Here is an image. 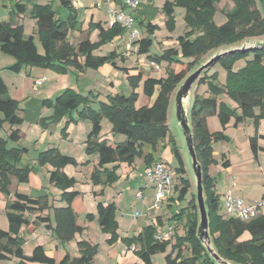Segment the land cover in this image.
I'll return each instance as SVG.
<instances>
[{"label":"trees","instance_id":"obj_1","mask_svg":"<svg viewBox=\"0 0 264 264\" xmlns=\"http://www.w3.org/2000/svg\"><path fill=\"white\" fill-rule=\"evenodd\" d=\"M57 1L60 7H64L69 13L65 20L55 8ZM260 1L264 4V0ZM231 2L233 9L226 14L227 22L218 26L214 17L219 0H167L162 8L166 29L170 33L176 30L175 11L180 8L184 10L186 32L177 39L178 49L165 50L161 55L150 54L153 45L151 37L159 27L148 24V36L136 42L138 54L147 55L149 61L157 65L166 62L168 69L173 63H183L185 66L180 72L169 69L166 78H148L144 81L143 92L146 97L152 98L158 92L151 107H136L139 100L137 89L143 79L141 73L128 77L132 90L129 96L109 95L106 101L99 102L98 109L92 108V103L98 99V95L90 92L84 96L70 88L54 101L43 102V107L53 110L51 117L40 121L44 129H48L58 120L69 118L62 130L63 137H67L70 124L86 120L91 122L92 129L87 136L85 153L87 156L98 157V165L91 175L94 186L116 184L120 179L118 170L122 163L132 166L137 159H141L146 168L151 167L156 159L152 154L145 153V147L150 146L157 150L160 144L167 141L177 163L174 171L180 179V184L174 187L177 194L174 200L179 204L186 201L192 186L187 177L181 149L168 128V111L172 96L188 74L207 61L202 60L211 52L223 48L228 50L247 40L264 37V6L260 10L258 0ZM26 11L27 5L18 2L9 13V21L0 22V51L16 60V63L8 68L9 71L18 74L24 68H42L62 75L69 72L79 74L87 69L98 70L106 64H111L128 74V69L117 66V52L106 56L94 55L102 46L124 35L126 30L121 25L115 24L109 29H104L100 23H90L85 37L74 45L69 40L70 34L82 30L78 11L73 7L71 0H49L44 5L34 6L30 14L31 19L36 21V34L44 51L40 54L34 37H26L24 27L18 23V19ZM134 17L137 26L142 28L143 22L137 23L138 18ZM95 31L99 33L98 41L92 43L90 37ZM250 53L254 54L253 59L249 60L245 67L235 71V63ZM81 58L84 59L83 62L80 61ZM121 61H124L123 58ZM216 65L226 71L224 85L219 82L218 72L209 73ZM214 66L203 72L196 82L198 87H207L209 96L196 94L190 112L194 146L203 172L210 236L214 248L223 259L234 264H264V215L247 222L221 215L220 197L215 180L210 175V168L217 164L213 146L230 141L224 131L232 119L235 120L234 127L249 119L254 121L256 131L250 138V148L255 159L260 152H264V148L259 146V141L264 140V136L259 135V125L264 119V49L226 54ZM223 96L233 101L237 108L233 109L225 102L219 101ZM19 106V102L11 97L9 88L0 74V134L6 124H23V119L18 116ZM256 109H259L258 115L255 113ZM73 114H76V119ZM212 116H217L222 131L210 133L207 119ZM104 119L109 120L114 135H123L126 138L124 142L113 147L107 140L100 141ZM8 140L18 142L20 131H12L8 139L0 135V194L10 196L12 179H16L19 184H27L32 173L50 166L53 170L50 171L49 182L62 191V201L66 202L67 207L54 209L52 218L46 213L50 210L47 196L33 198L15 194L14 200L7 202L9 229H0V262L16 258L19 264H92L98 254V246L87 241L77 243L80 257L73 258L67 254L59 263L49 257L41 246L36 247L30 256L25 255V240L20 236L24 227L29 232H34L44 226L62 244L74 241L77 234L82 235L85 231L77 225L76 214L72 208V203L79 193L69 192L76 185V180L64 172L67 166L78 167L80 164L76 159L53 148L40 152L35 165L22 167L26 150L9 148ZM88 164L89 162H86L82 165ZM114 164L116 166L108 168ZM222 165L229 167V160L224 158ZM116 213L114 203L107 206L98 205L97 220L102 232L110 235L108 244L114 245L121 240L128 249L134 246V254L144 264H152V258L159 253H166L170 246L172 253L166 256V264H216L197 237L199 212L195 195L185 207L172 212L170 222H177L178 227L183 225L185 232L183 236H179L176 227L175 234L169 241H158L155 238L157 226L163 224L162 218H156L153 224L146 226L139 235L120 239ZM87 219L93 221L94 216L90 214ZM246 232L250 234V239L241 241L240 238ZM175 251L177 255L173 257ZM186 251L189 256L184 257Z\"/></svg>","mask_w":264,"mask_h":264},{"label":"crops","instance_id":"obj_2","mask_svg":"<svg viewBox=\"0 0 264 264\" xmlns=\"http://www.w3.org/2000/svg\"><path fill=\"white\" fill-rule=\"evenodd\" d=\"M48 1L0 0V22L9 21V13L14 8L16 3L20 2L21 4H26L27 11L18 19V23L24 27L26 37L33 36L36 43L37 38L34 35V31L36 30V21L31 19L30 14L34 6L44 5ZM123 1L124 0H71L73 7L78 11L80 22L82 23V30L73 34V37H77L78 40L75 42H70L74 45H77L85 37L90 23H100L104 29L111 28L113 24H111L109 21L108 12L110 9H115L133 13L134 16L138 18L137 23L143 22L142 28L137 26L142 32H146V27L150 23L157 25L159 30L154 33L151 39L153 43L156 40L157 44L160 45L162 53L168 49H178L179 46L177 39L186 32V29L180 36L164 31L166 26L165 16L162 13V8L167 0H139V6L134 12H132L129 7L124 5ZM55 8L58 10V13L63 20L68 18V11L64 7H60L59 1L55 3ZM27 24L30 25L31 31L33 33H27ZM159 33H161V38L158 37ZM98 34V31L92 33L90 37L92 43L98 41ZM147 36V34L145 36L143 35V37L140 39H143ZM135 41H131L128 33L125 32L124 35L116 37L111 43L102 46L99 50L94 52L95 56H106L111 52H117L119 55L117 66L119 68L128 69V74L114 68L111 64H106L98 70L87 69L83 73L79 74L76 72H69L68 74L62 75L42 68H24L20 73L16 74L8 70V68L16 63V60L13 57L8 59L6 64L0 65V74L9 88L11 97L19 102L20 106L18 116L23 119L22 125L9 127L6 137H3L1 132L0 135L4 139H8L12 131H20V140L16 143L8 140V147L25 149L26 153L23 156V162L25 164L27 163L26 165H35L36 159L38 158L40 152L53 148L58 149L63 155L76 159V161L80 164L78 167L74 168H70L72 166H67L64 169V172L69 177H72L76 180V185L70 189L69 192L79 193L72 203V208L76 214L77 225L85 229V231L82 235L77 234L74 241L62 244L53 236L52 232L47 230L44 226L39 227L34 232H29L28 229L24 227L21 229L20 236L25 240V255L30 256L36 247L41 246L44 248L46 254L49 257L53 258L57 263H59L67 254L73 258L80 257L77 243L80 241H87L92 245L98 246V254L95 256L92 264H144V262L134 254V246L128 249L121 242V240H119L114 245L108 244L107 241L110 239V235L102 232L97 220L99 204H103L105 206L112 203L115 204L117 208L116 220L119 224L118 235L120 239L132 238L139 235L146 226L153 224V221L156 218L163 219V224L157 226V228L165 229L172 223L176 224V227H178L177 222H170L169 220V211L173 210V203L175 205L177 202L174 200L177 196L174 188L168 199L163 204L162 208L152 209V206L155 202V188L144 176L146 167L143 160L137 159L132 166H128L124 163L120 164L118 170L120 179L116 184L112 186H94L91 182V175L94 168L98 165V157L87 156L85 153L87 136L92 129L91 122L86 120L70 124L67 129V137L62 136V130L64 129L69 118H63L54 122L48 129H44L40 125V121L42 119H47L53 115L52 109L43 107L44 101H54L70 88L84 96L88 95L90 92L98 95V99L94 100L92 103V108L98 109V107L94 108V106L97 104L99 105V102L101 101H106L107 96H115L120 94V92H122V88H124L126 92H129L131 88L129 86L128 77L137 76L139 73L142 74L143 79L137 89V93L139 94V102L141 99L144 100L143 105L140 108L145 106L151 107L155 102L158 92H156L152 98L146 97L143 92V83L148 78H166V76L158 77L154 74L155 72L163 73L164 69L166 67L168 68V64L163 62L159 65L160 69L155 70L151 66V61H149L147 55L138 54V45L135 44ZM107 46H110V49L112 50L110 53L105 52ZM37 48L40 54L44 53L43 50H39L38 46ZM144 57H146V60ZM121 58H123L124 61H121ZM80 61L83 62L84 59L81 58ZM164 64L167 65L165 66ZM170 67H172V65ZM183 69H185V66H182L181 70ZM234 70L237 71L238 69L234 68ZM42 78H46V82L42 86H36V81ZM220 84L224 85L225 82L224 84ZM196 94L204 97L209 96L206 86L198 87L195 84L193 87V98ZM219 101L225 102L233 109L237 108V105L226 96L219 98ZM238 113H240L239 110ZM255 113L258 115L259 109H256ZM73 117L76 119V114H73ZM103 121L100 141L107 140L108 144L114 147L115 145L126 140L123 135H114L112 133V125L110 132L108 134H104ZM207 124L210 133L222 131L217 116L209 117L207 119ZM234 124L235 120L232 119L224 131V134L229 138L230 141L221 142L223 143V150L219 152L221 160L219 161L215 158L217 162L215 166H217L216 172L219 177L218 179L221 180L223 177L233 175L235 171L234 162L240 160L244 154L246 157H248L250 167L254 169L253 171L250 170L247 175L251 172L255 174L260 173L261 183L263 185L262 189L264 190V152H260L257 159H255L250 148V138L255 135L256 131L254 121L249 119L246 122L240 124L238 127H234ZM259 135L264 136V119L261 120L259 125ZM167 146H169L171 149V145L165 141L164 143L160 144L157 150H153L150 146H146L144 151L146 154L153 155V157L156 159L154 164L157 162L166 163L163 159H160V157H155L154 154L158 153L161 148L166 149ZM259 146L264 148V140L261 139L259 141ZM213 150L215 157L216 145L213 146ZM229 157L231 159H229ZM224 158L229 160V167H224L222 165V160H224ZM86 162H89V164L86 166L82 165ZM24 166L25 165L22 164V167ZM113 166L116 165H110L108 168H112ZM212 169L213 166L210 168V175L212 178H214L216 185V178L212 174ZM40 170L45 171L43 177L45 180H49L50 171L53 170L52 167L46 166L44 168H40L37 173H40ZM32 175L33 173L30 175L28 184L34 187H31L30 191H27L26 188H23L25 190L21 192V184H19L16 179H12L10 196L7 197L3 194H0L1 230L7 231L9 229L6 209L7 202L9 200H14V196L17 193L28 195L33 198L47 196L50 210H48L46 213L52 218L54 209L67 207L66 202L62 201V191L57 189L49 181L48 185L44 187H40L37 180L34 182V184H31L32 182L30 181ZM247 175L246 177H249ZM241 178V175L236 176V178L231 176V189H228L224 195L228 191H231V195L233 197L242 198L246 202L261 200L264 198V193L258 199H256V197L250 196L247 192V189L250 188V185H244L243 181L246 180L245 178ZM15 188L16 191H14ZM128 196H130V198L133 197L132 201L134 204H136L133 209L134 211H123L121 207L124 199H126ZM138 204L141 206L140 208L137 207ZM90 214L94 216L93 221L87 219V216ZM250 237V234L246 232L240 238V240L245 241L250 239ZM98 238L100 241H98ZM173 243L174 241H172V244ZM169 248L171 247H168L167 251ZM167 251L165 253V258L167 255L172 253V249H170V253ZM187 256H189V252L184 253V257ZM154 257H157V255ZM154 257L152 258V264H155ZM0 264H19V260L12 258L8 261L0 262Z\"/></svg>","mask_w":264,"mask_h":264},{"label":"rangeland","instance_id":"obj_3","mask_svg":"<svg viewBox=\"0 0 264 264\" xmlns=\"http://www.w3.org/2000/svg\"><path fill=\"white\" fill-rule=\"evenodd\" d=\"M263 6H264L263 2L258 0V8L260 10H262ZM232 9H233V3L231 2V0H219V3L217 4V12H216L215 17H214L215 23L218 26H221V25L225 24L227 22V19H228L226 14L229 11H231ZM183 16H184V10L180 9V8H177L176 9L177 28H176L175 32H173L177 36L182 35L184 30L186 29L185 23L183 21ZM28 24H27V33L28 34L33 33L31 31L30 25H28ZM164 31L169 33V31L166 28H164ZM76 32H79V31H74V32H72L70 34V36H69L70 41L75 42V41L78 40L77 37H73V34H75ZM146 34H147L146 32H142L141 31V37L140 38H142L143 35L145 36ZM34 35L37 38L36 39L37 46L39 47V50L42 51L43 49H42V46H41V44H40V42L38 40V36L36 34V30L34 31ZM158 37L161 38V33L158 34ZM139 39H137V40H139ZM133 41H135V40H133ZM255 41H264V37L263 38L247 40V41L243 42L242 44H239V45L235 46V48L242 47L243 45L252 46ZM136 42L137 41H135V44H136ZM224 50H225V48L221 49L220 51H224ZM111 51L112 50L110 49V46H107L106 49H105V52L106 53H108V52L110 53ZM218 52L219 51L211 52L206 57H204L202 61L208 60L211 56L217 54ZM150 54L151 55H161L162 54L161 47H160L159 44H157L156 40L154 41V43L152 45V48L150 50ZM253 57H254V54L250 53L246 58L237 61L235 63V65H234V68L240 70L241 68L245 67L247 65V62L249 60H252ZM10 58H11V56L6 55V54H4V53H2L0 51V65L6 64L8 62L7 60L10 59ZM144 59L146 60V57H144ZM164 63H166V62H164ZM164 65L166 66L167 64H164ZM182 66H184L183 63L182 64L173 63L172 67H170L169 69H172V70L178 72L179 70H181ZM169 69L166 67L164 69L163 73L155 72L154 75H156L158 77L159 76H167V72H168ZM152 70H154V69H152ZM211 72H218L219 73L218 74L219 75V82L224 84L225 79H226V71L220 65L214 66V68H212L209 71V73H211ZM121 91L122 92H120V95H124V96H129L130 93H131V90H129V92H126V90L124 88H122ZM176 92L172 96L171 104H170L169 111H168V128H169L170 135L175 139L176 143L178 144V146L181 149V152L183 154L184 161H185V164H186L187 177H188L189 181L191 182V186L192 187L190 189L189 194L186 197L187 199H186L185 202H182L181 204H179V202H176L175 205L173 203V207H172L173 210L169 211L170 212L169 213L170 217L172 216V212H174L176 210H179L180 208L185 207L188 204L189 200H191L192 196L195 195V193H196V181H195V177H194L193 172H192L191 160H190L187 148H186L183 132H182V130H181L179 124H178L177 117H176V106H175V100H174ZM192 95H193V93H192ZM143 102H144V100H142V99L140 100V102L138 100V102L136 103L137 108H140L143 105ZM96 107H98V104L96 106H94V108H96ZM9 127H10L9 124H6L4 126V129L2 131V136L3 137H6L8 131H9ZM110 128H111V124H110L109 120L104 119V121H103V133L104 134H108L110 132ZM25 132H27V131H25ZM32 135H36V134H32ZM222 146H223V143H221V142L216 144L215 158L217 160H219V161L221 160V157L219 156V152H221L223 150ZM154 156L158 157V158L160 157V159H163L169 165V167L172 168L173 170L177 167L176 160H175L174 155L171 152V149H170L169 146H167L166 149L161 148L160 151H158V153L154 154ZM229 159H231V158L229 157ZM238 161L234 162V164H235L234 170L235 171H234L233 175H231V176L233 178H236V176L241 175V177H242L241 179H243V178L246 177L247 173L250 170L253 171L254 169L250 167V164L248 162V157H246V155L243 154L242 157L240 158V160H238ZM222 162H223V160H222ZM22 164L26 165L27 163L25 164L23 162ZM70 168H74V166H72ZM40 171L41 172L37 173V174L33 173V175L31 176V181L30 182H32L31 184H34V182L37 180V182L39 183L40 187H44V186L48 185V181L49 180L48 179L45 180V178L43 177L44 174H45V171H42V170H40ZM216 171H217V166H213L212 174L216 178V185L215 186H216L217 194L220 197V214L223 215V214H225V209L223 207L224 193L228 189H231L230 187L232 186V180H231V176L223 177L221 180H219L218 179L219 177H218V174H217ZM247 176H249V177L245 178L246 181H243L244 185H250L251 189L248 188L247 192H248V194L250 196L256 197V199H258L264 193V190L262 189L263 185L261 183L260 173L255 174V173L251 172ZM174 177L175 178H174L173 186L175 187L176 185L180 184V179H179L178 176H176V173L174 174ZM21 186H22L20 188L21 192H23L25 190L23 188H26L27 191H30L31 190L30 188L34 187V186H32V185H30L28 183L27 184H21ZM14 191H16V188H15ZM178 196H179V193H178ZM132 200H133V197L130 198V196H128L126 199H124V202L121 204V207H122L123 211H128L129 212V211L134 209L136 204H134ZM137 207L140 208L141 206L138 204ZM160 212H162V211H160ZM184 232H185L184 231V226L181 225L177 229V234L179 236H183ZM98 241H100L99 238H98ZM170 247L171 248H169V250H168L169 253L171 252L170 249H172V246H170ZM185 253H187V251ZM165 255H166L165 253L157 254V257H154L155 258V264H165ZM176 255H177V252L175 251V253L173 254V257H176ZM183 256H184V254H183Z\"/></svg>","mask_w":264,"mask_h":264},{"label":"built area","instance_id":"obj_4","mask_svg":"<svg viewBox=\"0 0 264 264\" xmlns=\"http://www.w3.org/2000/svg\"><path fill=\"white\" fill-rule=\"evenodd\" d=\"M139 3V0L123 1V4L129 7L132 12L138 8ZM108 18L111 24H119L125 28L131 41L137 40L141 37V31L136 25L133 13L124 10L110 9L108 12ZM151 66L156 70L160 69V66L156 63L151 62ZM45 82L46 78L37 80L36 86H42ZM174 174V170L166 163H157L145 169L144 176L155 188V202L152 209L162 208L163 204L168 199L174 188ZM223 207L225 209V215L228 218L232 217L247 222L264 215V198L261 200L246 202L242 198L233 197L231 191H228L224 195ZM175 230L176 224L174 223L168 225L165 229L157 228L155 238L158 241H169L173 238Z\"/></svg>","mask_w":264,"mask_h":264},{"label":"water","instance_id":"obj_5","mask_svg":"<svg viewBox=\"0 0 264 264\" xmlns=\"http://www.w3.org/2000/svg\"><path fill=\"white\" fill-rule=\"evenodd\" d=\"M264 49V41H255L252 46L243 45L239 48H230L228 50L219 51L217 54L211 56L204 64H202L197 70L190 73L181 85L178 87L175 95L176 117L178 124L183 132L186 148L191 160L192 172L196 181V204L199 212V225L197 229V237L206 249L209 256L215 261L216 264H234L228 260L219 256L216 249L213 246L212 239L209 231V217L206 206V198L203 188V172L200 165L195 146L194 135L191 125L190 112L193 101V87L198 81L201 74L211 67H213L217 61L224 55L235 52H244L248 50Z\"/></svg>","mask_w":264,"mask_h":264}]
</instances>
